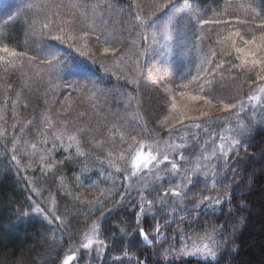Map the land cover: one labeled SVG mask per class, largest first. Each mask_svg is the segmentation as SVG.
Wrapping results in <instances>:
<instances>
[{
    "label": "trees",
    "instance_id": "1",
    "mask_svg": "<svg viewBox=\"0 0 264 264\" xmlns=\"http://www.w3.org/2000/svg\"><path fill=\"white\" fill-rule=\"evenodd\" d=\"M39 2L30 3L34 5L31 9L27 5L21 7L19 15L24 20L14 21V25L6 23L5 18L0 19V47L7 45L10 51L26 56L37 55V50L54 49L64 63L82 66L77 76L61 75L63 77L53 78L50 84L45 77L43 85L38 87L40 100L37 102L33 99L32 88L37 87L38 68L23 56L0 52V57H3L0 59V264H54L55 260L58 264L63 252L79 245L84 235L95 226L104 243L98 264H137L138 261L142 264H264V125L245 139V144L236 152L247 158L242 171L233 173L219 166L212 182L193 180L188 200L193 196L222 198L221 205L214 209L201 208L197 213L199 221L192 217L193 222L216 226L217 231L207 233L211 240L204 238L203 229H198L199 235L197 231L191 232L187 240L177 235L172 241V255L167 259L162 253L157 254L153 243H150L155 236L154 230L149 231L148 240L140 238L136 231L137 214L141 211L138 206L140 193L143 192L146 200H153L157 192L149 194V191L157 186H139L124 192L122 173L114 172V177L108 182L99 175L101 170L108 168L106 161L115 163L117 160H111L113 155L127 144L116 143L112 137L116 126L123 121L120 103L114 98L137 104L146 97L151 118L148 128L153 135L174 129L181 123L179 117L185 109L178 106H182V101L176 102L175 108L171 106L169 93L164 92L165 86L155 80L159 76L153 71L159 64L155 42L163 40L162 35L173 26V18L183 15L186 27L193 29L194 33L203 37L210 35V40H205L202 45L205 51L209 45H215L217 51L230 52L232 60L240 64L238 57L243 53L235 51L232 39L237 41L236 47L244 49L247 46L239 37L229 39L230 33L239 30L245 40L255 39L259 44L264 29H257L255 25L260 21H245L256 15L264 16V0ZM57 5L61 7L57 8ZM94 10H98L108 24L103 28L108 29V43L98 41L97 35L87 27L89 15ZM82 13H86V17L81 16ZM45 15L54 21L51 32L42 28L48 22ZM135 16L141 19L135 20ZM32 19L37 23L29 29L26 21ZM200 20L231 23L201 25ZM141 22L144 26L136 27ZM60 27L73 39L67 43L51 39L60 34ZM101 34L99 32V36ZM140 34L144 36L143 40L138 38ZM112 47L123 51L118 55L111 50L104 52V48ZM152 51H155V56ZM105 68L109 71L105 72ZM198 71L203 77L200 83L193 81L183 90L186 95L196 96L202 95L200 89H204L208 94L203 101L212 99L213 108L223 107L220 100L232 104L243 102L256 90L250 91L247 86L240 88L239 81L231 84L229 80L230 90L209 92L204 69ZM198 71L188 76L186 81L179 79L177 82L188 84ZM232 75L234 73L224 72L225 77ZM77 81L78 84L74 83ZM63 82L76 88L87 84V88L70 92L61 86ZM168 85L166 87L170 88ZM96 89H105L107 95L98 94ZM80 101H83L82 105ZM101 109L104 113L110 109L118 115H107L102 119ZM81 114L85 115L81 117ZM85 128L89 129L88 132L81 135L78 130ZM133 131L139 134L138 130L131 128L129 135ZM172 135L173 131H170L160 139ZM54 137L60 139L54 140ZM11 148L22 163H14ZM59 161L64 163L58 165ZM117 184L120 186L115 190L114 198L107 200L105 197V200V194ZM168 187L164 183V188ZM164 188H160V192ZM176 198L179 202L182 199ZM34 199L39 203L34 205ZM51 201L55 206L48 211L45 206ZM241 203L245 207L241 208ZM37 205L47 212L50 223L43 220L39 211L33 210ZM89 207L94 210L89 212ZM106 208L110 209L107 213ZM167 212L170 213L168 220H179L184 215L178 207L173 211L171 200ZM145 213L143 226L146 229L154 224L153 213L157 218L165 215L158 206L147 204ZM234 225H238V230L234 231ZM176 228V223H172L171 228L162 227L157 239L164 240L165 232L170 238ZM206 240L216 253L213 259L179 254L181 249H189ZM163 247L168 249L169 245L165 243Z\"/></svg>",
    "mask_w": 264,
    "mask_h": 264
},
{
    "label": "rangeland",
    "instance_id": "2",
    "mask_svg": "<svg viewBox=\"0 0 264 264\" xmlns=\"http://www.w3.org/2000/svg\"><path fill=\"white\" fill-rule=\"evenodd\" d=\"M38 1H45V3H48L51 0H0V19L5 18L7 21L8 16L12 15L14 12H17L24 5L26 6L30 3H38ZM89 17L90 21H87V27L90 28L97 36L99 35V32H101L102 34L100 35V41L104 43L105 40L109 37V32L108 29L103 28L108 27V24H105L106 21L101 17V14L98 10L92 11ZM173 19V26L171 27V29L166 31L162 35L163 40L161 41V39H158L155 42L156 48L158 47V49L156 50V55L158 56L157 61L159 64L157 65V63L155 64V62L152 61L153 65H157L156 67L154 66L155 69L153 71H156V74L159 76L158 79H155L156 81H159L160 83L162 82L163 86L171 84L168 85L170 86V88L167 87L169 89L167 93H169L170 95L169 100L171 101V106L174 98L175 103L178 101H182V106L178 107H183L185 109V112L183 114L188 118L181 122V125L178 123V125H176V128L173 127V135L170 138L161 139L158 150H156L153 141L149 138H146L145 135H137L134 133V131L130 135H135L136 140L140 142H143L147 145H152V147H145L143 149L145 154L151 152L152 155H157L158 152L163 153L165 151L171 153L172 148H174L175 156L177 158L181 154L186 159L190 158L189 163L182 164L179 173L175 175L174 179L177 184H181L182 181L183 183H187V180L184 179L183 169L188 167L198 169L197 174L194 176L193 180L202 179L204 181L212 182L215 172L218 171V165L221 168L224 167L226 169H229V171L233 173H238L243 170L245 162L247 160V158L243 154H236L237 150L233 148L230 159L227 161V163H225L223 152L228 151L227 145L230 144L232 138H238L235 137L233 131L236 125L238 123L247 122L249 117L253 116L254 110L256 112H261V109H264V90H262L264 86H262V88H257L252 93V95H250L245 101H243V107H241L240 104L237 103V107L235 110H227L218 113V110L222 109V107L217 109L213 108L214 106L206 103V101L192 100V96L186 95V91H184V88L181 87L182 83L177 82V80L180 79L181 81H186L188 79V76L193 75L194 73H196V71H198V65H200L201 63V55L199 48L196 46L194 30L190 27H186L187 21L184 19V16L177 15ZM23 20L24 18L18 15L16 19L10 21V23L14 25V21ZM178 23L182 24L178 25ZM241 48L243 49V47ZM53 50L48 49L45 52L56 54V52ZM132 51L134 52V50ZM154 52L155 51H152L153 55ZM125 53L128 55V51L125 50ZM81 66L82 65L79 63H76L75 65L64 63L62 67V71H64H61V75L68 77L77 76V72L79 68H81ZM86 73L87 70L86 72L84 71L83 75ZM146 81L153 82L154 80L147 79ZM181 92L184 93L183 96L181 95ZM114 99L120 103L119 107L121 108V117L123 118V121L120 123V125L116 126L117 129L112 136L113 139H116V143H118L121 141V137L127 138L129 136L131 128L133 130H138L139 133L140 129L137 127L138 124L146 125L148 127L151 122V118L149 115L150 112L147 111L148 99L146 97H143V101L138 102L137 104H129L128 102L122 100L120 97H116ZM201 112L211 113L215 118L209 119L208 117H202L200 116ZM261 115H264V112H261ZM197 125H199V127H197ZM263 125L264 122L254 123L248 135L243 139H247L257 128ZM213 141H215L214 144ZM222 144L225 145L223 149H221ZM166 145H171V148L166 147ZM13 150L14 148H11V157L15 155L17 158L14 163H22L19 162V157L13 152ZM139 150V144L134 141L127 142L126 146L122 147L117 153L113 155L111 160H117L115 163L110 164V162L106 161L108 168L99 172L101 178L104 181L108 182L111 177H114L112 175L114 172L117 173L118 170L127 168V172L119 171V173H122L124 179V192H130L137 189V187L139 186H141V188H145L150 185L159 186L161 183L168 184L167 181L169 179V176L166 175L164 171L158 172L157 168L163 169L166 167L167 169H171V162H173L171 155L169 162H164L163 164L159 165L150 163L148 165V168H145L141 163L134 168L132 166V157ZM213 153H215V156H213ZM160 160L163 161V155H160ZM168 185L170 187L172 186L170 184ZM119 186L120 185L117 184L116 188L114 187L109 192H107L104 198L106 197L107 200L109 198H112L115 190ZM33 190L37 192L36 189ZM177 190L179 191L180 189ZM185 190L186 189H184V191ZM122 194L121 196H123ZM175 200L178 204L179 200L177 198H175ZM38 203L39 202L37 200L33 202L34 205ZM53 206H55L54 202L51 201L45 207L48 211H52ZM35 208L36 206L34 207V209ZM89 208V212H92L94 210L91 207ZM206 208L214 209L216 208V206L213 204L212 206ZM109 210V208H106L105 212L107 213ZM35 212L37 213V211ZM39 215L43 218L44 221L50 223L51 219L48 217L46 211H39ZM57 220L61 219L59 218ZM95 227L89 230L84 235L79 245L73 247L72 249L64 251L59 262L69 255H74L75 259L70 261L69 264H98L100 262L99 260H101L100 258L104 249V243L102 242V239H100L98 230ZM89 240H91L92 243L87 249H85L83 245L87 244ZM205 245H207V248L204 247ZM194 248H199L202 250L196 255L205 259L214 258L213 256L209 255V252L213 251L208 246V240L201 242L200 244L193 245L186 250L191 251Z\"/></svg>",
    "mask_w": 264,
    "mask_h": 264
},
{
    "label": "snow or ice",
    "instance_id": "3",
    "mask_svg": "<svg viewBox=\"0 0 264 264\" xmlns=\"http://www.w3.org/2000/svg\"><path fill=\"white\" fill-rule=\"evenodd\" d=\"M85 5H80V7H84ZM28 9H31L33 7L32 4H28L26 6ZM61 7L60 5H57V8ZM20 10L17 12H14L12 15L8 16L7 22L13 21L16 19V17L19 15ZM81 16L86 17V13H82ZM79 18V17H78ZM135 20H140V16H135ZM45 20H47V23H44L42 25V28L47 30L48 32L53 31L54 29L51 27V25L54 24V21L50 20L47 15H45ZM256 20H259V24H256L255 27L257 29H264V16L256 15L251 18L250 21H245V23H252ZM37 23V20L32 19L29 21H26L27 27L29 29H33ZM199 23L201 25H208L213 24L216 26H219L220 24H229L230 21H208V20H200ZM144 24L141 22L140 25H137L136 27H143ZM58 35H54L51 37V39L58 41L60 43H67L68 40H72V37H69L65 34V29L63 27L59 28ZM196 46L199 48L200 55H201V63L198 65V69L203 68L205 72V76L207 77V85H208V91L209 92H219L223 93L227 90L231 89V85L229 84V80L231 81V84H235L237 81H239L240 88H243L247 86L250 91L262 88L264 86V36H261V42L259 44L256 43L255 39L252 40H245L243 35H241L240 31H236L233 33H230L229 39L232 37H239L240 41H242L247 47L242 49L240 47H236L237 41L235 39H232V45L235 47V51L237 53H243V55L239 56L238 59H240V64H236L232 58L230 52L227 51H217L215 49V45H209L207 51L201 47L205 40H210V35L208 37H203L199 35L198 33H194ZM140 40L144 39V36L142 34L138 37ZM100 39V36H97V40ZM74 42V40H73ZM105 43H108V40H105ZM133 48H135V41L132 42ZM71 47V45H69ZM109 50L116 53L117 55L123 51V49H117L115 47L104 48V52L107 53ZM76 51H79L77 49ZM0 52L7 53L8 55H20L25 57L28 62L32 65H35L38 68V71L36 73V80L35 84L37 87L32 88V94L33 99L39 102L40 96L38 93V87L42 86L45 82V77H47V82L50 84L53 80V78L60 79L61 78V71L64 64V61L60 58L59 54H53V53H47L42 52L40 50H37V55L35 56H26L24 53H16L14 51H10L9 47L7 45H4L3 47H0ZM81 55H85L84 53H81ZM0 59H3V57H0ZM219 60V62H217ZM39 61V63H37ZM96 62V61H94ZM102 66V65H101ZM206 66V67H205ZM105 72H108V69H104ZM228 71L230 73H234L231 77H225L224 72ZM243 75V79H241V76ZM254 77V78H253ZM203 79V77L200 75L199 71L197 75L192 77V81H189L188 84H183L181 87L187 88L189 85L194 81L197 84L200 83V81ZM78 84L79 82H74ZM162 83V82H161ZM63 88H65L68 91H82L83 89L87 88V84L81 85L79 88H76L73 86V84H68L67 82H63L61 85ZM164 92H167L169 89L165 86ZM264 90V88H262ZM98 94L107 95V92L105 89H96ZM200 91L203 93L202 95H196L192 96V100H203L205 99V96L208 94V92H205L204 89H200ZM181 95L183 96L184 93L181 92ZM216 97H213L215 99ZM251 98V97H250ZM81 105L83 104V101H80ZM206 103L209 105L212 104V99L206 100ZM219 103L222 104V109L218 110L219 112H224L227 110H235L237 107V104L232 103H225L223 100H220ZM240 104L241 107H243L242 102H237ZM172 107H176L175 100L172 102ZM101 118L106 119L107 115H113L116 116L118 113H113L109 109L107 113H104L101 109ZM261 112H264V109H261ZM261 112H256L254 110L253 116L249 117L247 122L245 123H238L236 127L233 129L235 137L238 138H232L230 144L227 145L228 151L223 152V158L224 162L227 163V161L230 159V155L232 152V149L235 148L237 151L241 148L243 144H245V140L243 139L248 135L250 132L252 125L256 122H264V115H261ZM85 114H81V117H83ZM200 116L202 117H208L209 119H214L215 117L211 113L201 112ZM187 117L184 114H181L180 116V122H183ZM45 124H47V121H45ZM16 125H13L15 127ZM137 127L140 129L139 134L147 136L150 140L153 141V144L155 145L156 150L159 149V145L161 142V136L166 135L168 132L172 131V129H168L167 131L163 133H156L155 135L152 134V131L146 126V125H140L138 124ZM199 127V125H197ZM89 129H79L78 132L81 135H84L86 132H88ZM49 135H53L49 133ZM55 139H60V137H54ZM136 142L139 144V151L136 152V154L132 157V166L135 168L139 164H143L145 168H148V165L150 163H155L157 165L163 164L164 162L170 161V155L172 157L171 162V169H167L166 167L161 169L157 168V171H164L166 175L169 176V179L167 181L168 184L172 185L171 187L164 188V184L161 183L159 186L152 188L149 191V194H151V191L157 192V197L153 200H146L145 195L143 192L140 193V203L139 207L141 209L140 213L137 214V220H136V231L139 234L140 238H143L144 240H148L149 231L154 230L155 236L153 238V241H150V243H153L155 250L157 254H163L164 258L167 259L169 255H172V252L170 251L173 248L172 241H175L177 238V235H182L186 240L189 239V234L193 231H197V234L199 235L198 229H203V235L205 239L211 240V236L207 235L209 231L215 233L217 231L216 226L209 225L207 223L204 224H197L193 222L192 217H196V221H199V215L197 213L201 208H206L209 206H212L213 204L215 206H219L222 203V198L217 197H211V196H202V197H195L191 200H188V192L192 190L193 188V179L194 176L197 174L198 169L188 167L184 168V179L187 180V183L181 182V184H177L175 182V175L179 173L180 167L182 164L189 163L190 158H185L182 154L177 158L175 156V149L172 148L171 153L165 151L163 153H159L157 155H152L151 152H148L145 154L143 149L145 147H152V145H147L143 142H140L136 140L135 135H129L127 138L121 137V142ZM215 141H213V144ZM55 143L53 146V151L55 150ZM166 147L171 148V145H166ZM225 147L224 144L221 145V149ZM160 155H163V161L160 160ZM213 156H215V153H213ZM16 156H12V160L16 161ZM58 165H62L64 161L57 162ZM219 167V165L217 166ZM127 172L128 169L124 168L122 170ZM151 171V170H149ZM127 179V177H126ZM160 188H164L163 192H160ZM177 189H180L179 191ZM184 189H187L188 191H184ZM124 195V194H122ZM176 197H182L180 202L177 204L175 198ZM114 198V197H112ZM172 201L173 205V211L178 207L181 212L184 213V215H181L179 217V220H168L167 217L170 215V213L167 212V209L169 207V201ZM187 200L188 202L185 203L184 201ZM119 203V202H117ZM145 204L151 205L153 207L158 206L161 210L165 212V215L163 218H157L155 213L152 214L154 224L150 225L147 229L143 226L144 218L146 216L145 213ZM245 207L243 203H241V208ZM35 211H43L39 205L36 206L34 209ZM56 219H59V217H56ZM185 221H188V223H185ZM176 223L177 228L173 230L172 236L169 238L167 236V232L164 233L165 239L164 240H158L157 238L160 235V229L162 227L164 228H171V224ZM183 228V231H180V229ZM238 230V225H234V231ZM92 241L89 240L87 244H84L83 247L87 249L91 245ZM167 243L169 245L168 249H165L163 246ZM158 245V246H157ZM207 248V245L204 246ZM202 250L199 248H194L191 251H187L185 249H181L179 254L182 256H195L197 253H200ZM209 255L215 257V252H209ZM57 257L59 258V253L57 254ZM75 259L74 255H69L65 259L59 262V264H69L70 261ZM119 259V257H117ZM54 264H57V261L55 260ZM137 264H142V262L138 261Z\"/></svg>",
    "mask_w": 264,
    "mask_h": 264
}]
</instances>
